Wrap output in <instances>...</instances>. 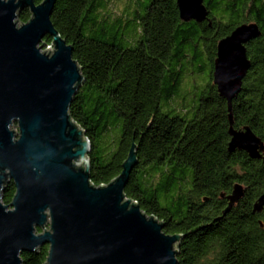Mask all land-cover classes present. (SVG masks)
Here are the masks:
<instances>
[{"label":"trees","instance_id":"trees-1","mask_svg":"<svg viewBox=\"0 0 264 264\" xmlns=\"http://www.w3.org/2000/svg\"><path fill=\"white\" fill-rule=\"evenodd\" d=\"M204 3L209 17L199 23L180 18L177 0H58L52 21L84 76L69 113L90 142L96 186L121 174L136 144L124 193L181 235L179 264H264V209L253 211L264 151L259 159L230 151L228 103L213 82L219 41L257 23L262 35L246 45L252 66L233 116L236 129L264 142V0ZM31 16L25 8L19 22ZM237 183L244 195L224 213ZM15 192L11 181L3 203ZM48 251L23 253L24 264H44Z\"/></svg>","mask_w":264,"mask_h":264},{"label":"water","instance_id":"water-1","mask_svg":"<svg viewBox=\"0 0 264 264\" xmlns=\"http://www.w3.org/2000/svg\"><path fill=\"white\" fill-rule=\"evenodd\" d=\"M57 1L0 0V264H24L23 253L45 245L44 264H179L181 235L166 233L163 222L124 193L138 162L135 143L115 180L91 182L90 142L69 113L84 76L73 45L52 21ZM177 6L183 21L209 17L204 0H177ZM25 8L32 16L19 25ZM261 35L255 22L238 26L219 41L213 71L228 103L229 149L255 159L264 142L250 127H234L233 100L252 66L246 45ZM47 36L50 53L43 51ZM11 181L16 192L5 204ZM244 191L235 184L224 213ZM263 209L264 192L253 211Z\"/></svg>","mask_w":264,"mask_h":264},{"label":"rangeland","instance_id":"rangeland-1","mask_svg":"<svg viewBox=\"0 0 264 264\" xmlns=\"http://www.w3.org/2000/svg\"><path fill=\"white\" fill-rule=\"evenodd\" d=\"M19 25H21L20 22H19ZM46 42H47V41H46ZM50 45H51V44H48V42H47V45L44 47L43 51H46V52L50 53V49H49ZM51 48L54 49L53 46H51ZM52 51H53V50H51V52H52ZM12 129H17V126H16V125H13V126H12Z\"/></svg>","mask_w":264,"mask_h":264}]
</instances>
